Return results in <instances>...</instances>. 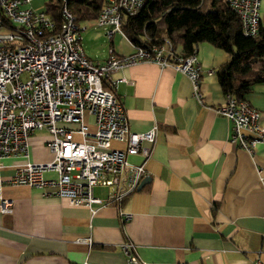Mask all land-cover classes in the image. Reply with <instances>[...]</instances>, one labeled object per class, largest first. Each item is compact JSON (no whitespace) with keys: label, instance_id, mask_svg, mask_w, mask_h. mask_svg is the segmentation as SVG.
Listing matches in <instances>:
<instances>
[{"label":"crops","instance_id":"obj_1","mask_svg":"<svg viewBox=\"0 0 264 264\" xmlns=\"http://www.w3.org/2000/svg\"><path fill=\"white\" fill-rule=\"evenodd\" d=\"M46 3L32 0L31 6L42 9ZM260 26L264 28V0ZM102 27L107 34L109 28ZM116 33L110 47L117 54L132 53L134 44ZM82 46L95 61L109 56L97 57L88 44ZM196 49L203 104L194 97L190 78L171 65L142 61L112 74L133 82L122 80L116 89L131 130L157 125L146 173L124 202L128 220L111 204L92 211L8 181L18 164L52 159L45 130L31 134L27 156L2 159L1 193L13 211H0V264H126V241L134 243L136 255L147 264H264V142L250 154L230 141L232 121L215 111L225 95L215 70L228 53L208 42ZM247 100L259 109L264 124V82L255 85ZM86 120L94 129L93 116L87 114ZM128 159L140 163L143 157L131 154ZM97 193L106 195L105 190ZM88 237L91 243L82 240Z\"/></svg>","mask_w":264,"mask_h":264},{"label":"built area","instance_id":"obj_2","mask_svg":"<svg viewBox=\"0 0 264 264\" xmlns=\"http://www.w3.org/2000/svg\"><path fill=\"white\" fill-rule=\"evenodd\" d=\"M31 2L0 0V211H13L12 202L1 193L2 159L27 156L31 134L45 130L52 159L18 164L8 181L39 188L44 194L63 197L72 206L92 211L114 205L126 221L131 214L123 211L124 202L139 188L146 173L157 125L141 132L131 130L116 89L122 80L133 82L112 74L142 61L171 65L190 78L193 95L203 104L197 49L182 55L172 51L169 40L145 46L133 43L130 54H117L110 47L105 61H95L83 49L82 29L67 0H63L58 25L46 8L35 9ZM145 2L107 0L95 20L109 28V38L115 32L125 37L124 15L136 13ZM228 2L241 18L243 34L255 36L260 28L261 0ZM215 111L232 121L230 141L238 147L253 154L255 145L264 142L261 113L247 99L237 100L232 93H225L224 102ZM87 114L94 118V129ZM113 141L124 146H114ZM131 154H140L143 160L132 163L128 159ZM46 172H55L56 177L48 178ZM261 182L264 189L262 177ZM98 188L105 189L104 197L97 193ZM82 240L92 241L90 237ZM122 249L126 264H147L136 255L133 242H124Z\"/></svg>","mask_w":264,"mask_h":264},{"label":"trees","instance_id":"obj_3","mask_svg":"<svg viewBox=\"0 0 264 264\" xmlns=\"http://www.w3.org/2000/svg\"><path fill=\"white\" fill-rule=\"evenodd\" d=\"M107 0H67L76 21L96 19ZM63 0H47L46 10L58 25ZM122 30L135 45L163 44L174 53L189 55L200 42L228 53L215 73L224 93L247 99L264 82V28L255 36L242 31L240 16L228 0H146L134 14H126ZM187 264V263H183Z\"/></svg>","mask_w":264,"mask_h":264},{"label":"rangeland","instance_id":"obj_4","mask_svg":"<svg viewBox=\"0 0 264 264\" xmlns=\"http://www.w3.org/2000/svg\"><path fill=\"white\" fill-rule=\"evenodd\" d=\"M78 25L80 26L81 29L83 28L84 25L88 27V30L81 31V36H83L82 42L85 48H86V44H88L89 48H92L93 50H96L98 52L97 57L103 56L104 54L109 53L110 38L105 33V29L102 26H99L95 19L80 21L78 22ZM92 26H95V29ZM92 32H93V35H92ZM116 34L117 36H119L118 33ZM97 190L100 191V190H105V189L98 188Z\"/></svg>","mask_w":264,"mask_h":264}]
</instances>
